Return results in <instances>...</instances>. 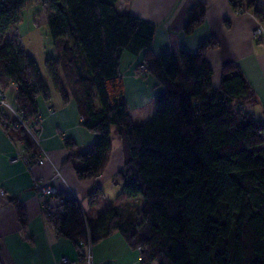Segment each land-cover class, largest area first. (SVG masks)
<instances>
[{
    "label": "trees",
    "instance_id": "1",
    "mask_svg": "<svg viewBox=\"0 0 264 264\" xmlns=\"http://www.w3.org/2000/svg\"><path fill=\"white\" fill-rule=\"evenodd\" d=\"M36 1L0 0V87L17 84L16 109L39 133L40 101L51 100V86L20 38L9 37ZM117 3L41 1L51 10L46 24L55 54L45 59L51 83L64 103L76 101L82 125L99 135L82 151L64 138L71 151L64 163H74L80 180L99 177L110 162L113 127L124 153L113 205L90 217L74 195L58 190L53 198L59 204L50 200L64 209L60 236L81 250L117 231L140 252V264H264V124L244 108L257 101L247 78L239 65L226 64L214 85L206 58L211 40L196 52L156 55L151 46L157 26L120 13ZM240 3L264 24L258 0H232ZM202 20L197 12L186 33ZM125 52L143 53L145 76L164 88L154 97L151 120L142 124L134 122L127 100ZM5 130L13 138L17 133L25 160L33 165L42 155L33 139L23 129ZM103 195L102 187L92 189L88 203L95 205ZM136 198L142 200L140 210L130 202ZM10 201L25 229V207Z\"/></svg>",
    "mask_w": 264,
    "mask_h": 264
},
{
    "label": "crops",
    "instance_id": "2",
    "mask_svg": "<svg viewBox=\"0 0 264 264\" xmlns=\"http://www.w3.org/2000/svg\"><path fill=\"white\" fill-rule=\"evenodd\" d=\"M258 6L264 7V0H258ZM117 9L122 14H132L157 26L151 46L156 55L181 49L196 52L204 41L211 40L213 44L206 52V58L214 70V85H219L226 64L239 65L257 100L246 103L244 108L264 124V34L259 38L253 35V31L264 24L247 5H234L232 0H118ZM194 10L203 14V20L195 24L191 33H186V24L197 14ZM136 57V61L124 71L121 65L131 111L142 108L144 103L141 101L146 96L153 102L154 97L164 90L154 76L137 74L143 53ZM40 104L38 147L44 154V163L29 165L17 133H13V138L0 128V264H60L62 257H67L70 264H140V252L133 250L117 231L96 244L81 245L80 250L71 240L60 236L48 221L44 198L34 188L37 181L52 180L60 192L74 195L85 214L93 217L102 211L99 210L100 198L95 205L89 204L90 208L96 207L89 214L82 199L88 202L87 196L92 189L98 186L103 189L109 182L116 185L117 196L120 186L114 178L123 166L124 153L123 145L115 147L114 139L120 137L112 128L113 150L106 170L96 179H78L74 163H64L71 152L64 138L72 139L77 151L90 148L99 135L82 125L74 99L64 103L58 93L54 97L52 93L50 101L42 100ZM131 115L133 117L132 112ZM57 172L59 177H56ZM11 197L27 211L25 229L19 222ZM59 202L57 197L51 199L52 205ZM88 252L92 255L89 263L85 257Z\"/></svg>",
    "mask_w": 264,
    "mask_h": 264
},
{
    "label": "rangeland",
    "instance_id": "3",
    "mask_svg": "<svg viewBox=\"0 0 264 264\" xmlns=\"http://www.w3.org/2000/svg\"><path fill=\"white\" fill-rule=\"evenodd\" d=\"M41 1L42 0H37L35 3L30 5L28 8H26V10L24 11L22 22L17 26L18 28H15L10 31L9 37L11 39H15V37H19L21 42V47L27 53L35 57L41 68L43 76L51 86L54 97V95L57 94V92L51 83V79L49 78V75L45 67V59L48 58V56L55 54V50H54L55 47L51 36L48 34V29L46 24V21L48 19V16L50 15L51 10L49 6L46 7L42 6ZM17 29L19 31H17ZM255 30L253 31V35L255 38H259L264 34V32H262L260 35H256ZM136 58H137L136 56H133L130 53L125 52L122 56V61H121L122 70L124 71L125 68L127 69L131 63H134L136 61ZM145 73H146L145 66L141 61L137 68V74L140 75L141 77H145ZM56 97L59 96H55V98ZM8 101L13 107H16L15 93L11 89L8 91ZM141 102L144 103L142 105V108L135 109L134 111L130 110V112H132L133 114L136 124H142L144 122L151 120L153 116L152 111L155 109L154 103L149 98V96H146V98ZM113 129L116 128L113 127ZM113 136L115 135L113 134ZM114 140H115L114 141L115 147L121 148L123 145L121 139L117 140L115 138ZM120 148H116L115 150L120 151ZM82 150H86V149H81V151ZM115 187L116 185L113 184V182H109L107 185L103 186V189L105 191V196H102L99 200L100 201L99 208L101 207V209L99 210H103L108 206V204L112 205L115 203V196H116ZM1 193L4 194L3 192ZM130 202L134 203L137 206L138 210H140L142 203V200L140 198L131 199ZM82 203L84 209L86 210V213L88 214L91 213L92 209L96 210V207L90 208L89 203L84 201L83 199H82ZM138 217L139 219H141V214L138 213Z\"/></svg>",
    "mask_w": 264,
    "mask_h": 264
},
{
    "label": "built area",
    "instance_id": "4",
    "mask_svg": "<svg viewBox=\"0 0 264 264\" xmlns=\"http://www.w3.org/2000/svg\"><path fill=\"white\" fill-rule=\"evenodd\" d=\"M17 31H19L17 29ZM264 32L263 26H258L255 30L256 35H260ZM12 90L14 93L17 91L18 86L15 83H12L9 87V90ZM8 91L3 90L0 87V128L14 127L17 129H23L26 134H28L35 144L39 145V133L36 132L35 128L29 125L23 118L22 114L19 113L16 107H13L8 101ZM40 119L38 118L37 122L40 123ZM42 155L35 160L34 164H42L44 163V154L41 151ZM60 173L57 172L56 177H59ZM36 191L44 198V209L46 212V216L52 227L58 232V225L60 223L61 217L64 213V209L62 207H53L50 204V200L58 193V189L54 186L52 180L49 181H37L34 185ZM59 233V232H58ZM86 259L88 263L92 259L91 253L86 254ZM60 264H70V260L67 257H62Z\"/></svg>",
    "mask_w": 264,
    "mask_h": 264
}]
</instances>
